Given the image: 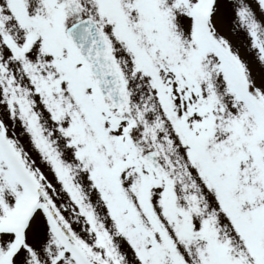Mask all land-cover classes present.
<instances>
[{
	"label": "snow or ice",
	"instance_id": "snow-or-ice-1",
	"mask_svg": "<svg viewBox=\"0 0 264 264\" xmlns=\"http://www.w3.org/2000/svg\"><path fill=\"white\" fill-rule=\"evenodd\" d=\"M0 264H264V0H0Z\"/></svg>",
	"mask_w": 264,
	"mask_h": 264
}]
</instances>
